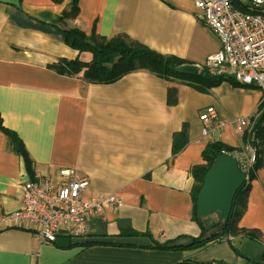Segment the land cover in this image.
Instances as JSON below:
<instances>
[{
	"label": "crops",
	"instance_id": "crops-1",
	"mask_svg": "<svg viewBox=\"0 0 264 264\" xmlns=\"http://www.w3.org/2000/svg\"><path fill=\"white\" fill-rule=\"evenodd\" d=\"M70 1L0 0V116L31 162L30 172L0 131V264H263L264 145L237 221L257 239L229 235L199 248L153 247L169 240L186 245L200 234L192 220L190 168L204 162L212 142L224 146L221 151L232 148L230 154L245 150L254 123L238 127L235 121L262 115V91L227 80L204 91L140 70L110 83L59 74L48 65L90 59L65 43V28L124 35L193 65L220 47L192 0H78L77 17L60 21ZM169 88L173 105L167 104ZM208 106L218 127L203 135L199 114ZM61 168L88 177L85 198L115 195L120 203L93 213L86 237L44 243L4 215L21 206L22 183L49 176L58 184ZM237 240L246 245L237 248L241 254L233 248Z\"/></svg>",
	"mask_w": 264,
	"mask_h": 264
},
{
	"label": "built area",
	"instance_id": "built-area-1",
	"mask_svg": "<svg viewBox=\"0 0 264 264\" xmlns=\"http://www.w3.org/2000/svg\"><path fill=\"white\" fill-rule=\"evenodd\" d=\"M198 10L197 18L217 34L220 47L196 64L199 71L220 77H231L245 85L262 91L264 103V0H238L244 9L235 7L230 0H192ZM214 107H205L199 114L202 134L211 133L214 124ZM250 117L235 121L240 127L249 123ZM228 153V152H227ZM230 154V153H229ZM248 182V171L256 160V148L247 144L245 150L233 154ZM61 180L52 182L49 176L35 177L20 185L21 206L4 219L14 227L34 233L41 242L54 243L59 236L84 238L89 233V218L97 210L117 205L115 195L85 198L89 185L86 176H75L74 170L61 168Z\"/></svg>",
	"mask_w": 264,
	"mask_h": 264
},
{
	"label": "trees",
	"instance_id": "trees-1",
	"mask_svg": "<svg viewBox=\"0 0 264 264\" xmlns=\"http://www.w3.org/2000/svg\"><path fill=\"white\" fill-rule=\"evenodd\" d=\"M52 1L55 3H62L64 0ZM230 1L235 7L245 10V5H241L238 0ZM78 11V0H71L69 6L62 11L60 21L76 18ZM63 33L65 35V43L69 47L77 50L79 53H89L90 59L89 61H82L78 57L74 59L60 58L56 62L49 64L48 68L59 74L77 76L86 83H110L128 72L140 70L153 73L164 79H180L204 91L210 89L221 80H227L234 86L240 85L231 77H221V79L216 82L210 81L203 77V73L206 71H199L195 74L176 73L173 70L175 67L189 63L178 56L164 55L156 52L147 45L124 35H115L109 38L99 36L94 32L90 35H86L83 30L77 27L65 28ZM175 102V90L169 88L167 91V104L173 105ZM262 108L261 104L258 107V111L260 112ZM250 120L254 123V126L251 129V136L248 142L256 148V160L248 171L249 181L244 182L236 191L227 222L222 225V221L219 222L217 217L214 221L209 216L199 217L197 214V193L202 185L205 172L216 155H218L224 147L217 142H212L209 143L202 152V159L204 162L190 168V175L193 179L191 188L192 220L199 225L200 234L196 237H192L191 242L186 245L173 244V240L164 241L162 243L154 241V248H199L210 242L228 239L229 235H240V237L257 239L251 231L237 227V221L243 212V206H240L239 202L247 196L250 181L255 177L257 169L262 165L260 154L262 146L264 145V112L259 118L253 116ZM0 131L5 134L7 142L12 150L23 157L27 170L31 172L30 158L22 140L15 131L3 125L1 116ZM225 150L231 151L232 148L225 147ZM176 152L177 150L173 149V154ZM233 248L238 254H241L235 246H233Z\"/></svg>",
	"mask_w": 264,
	"mask_h": 264
},
{
	"label": "water",
	"instance_id": "water-1",
	"mask_svg": "<svg viewBox=\"0 0 264 264\" xmlns=\"http://www.w3.org/2000/svg\"><path fill=\"white\" fill-rule=\"evenodd\" d=\"M179 74H195L199 72L196 65L185 64L173 69ZM203 77L210 81H219L221 77L208 72ZM245 181V173L240 168L237 159L222 150L205 172L202 185L197 193V214L205 217L215 214L224 225L229 217L232 201L236 191ZM221 225V227H222Z\"/></svg>",
	"mask_w": 264,
	"mask_h": 264
},
{
	"label": "rangeland",
	"instance_id": "rangeland-1",
	"mask_svg": "<svg viewBox=\"0 0 264 264\" xmlns=\"http://www.w3.org/2000/svg\"><path fill=\"white\" fill-rule=\"evenodd\" d=\"M208 216H209L212 220L215 221V219H216V215H215V214H210V215H208ZM233 244H234V246H235L236 248H238V249H240V250L243 249V246H246V245L243 244V241L241 242V240H240V241H239V240H237V241H233ZM261 263L264 264V262H261Z\"/></svg>",
	"mask_w": 264,
	"mask_h": 264
}]
</instances>
